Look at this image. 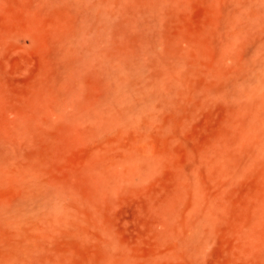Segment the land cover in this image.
I'll return each mask as SVG.
<instances>
[{
  "label": "rangeland",
  "instance_id": "rangeland-1",
  "mask_svg": "<svg viewBox=\"0 0 264 264\" xmlns=\"http://www.w3.org/2000/svg\"><path fill=\"white\" fill-rule=\"evenodd\" d=\"M262 81L259 0H0V264H264Z\"/></svg>",
  "mask_w": 264,
  "mask_h": 264
},
{
  "label": "bare ground",
  "instance_id": "bare-ground-1",
  "mask_svg": "<svg viewBox=\"0 0 264 264\" xmlns=\"http://www.w3.org/2000/svg\"><path fill=\"white\" fill-rule=\"evenodd\" d=\"M259 1L264 2V0H259ZM111 37L112 35L110 33V27L108 26V23L100 20L90 28L89 36L85 40V45L91 54H95L99 49H101V53H105L107 50H109V47L112 43ZM261 85L264 87V81L261 82ZM0 169H1V165H0ZM38 218L39 221L42 222V225L38 224L37 223L38 221L35 222L34 220H30L27 223L26 221H23L22 223L20 222L18 223L19 224L18 237L20 236L22 239L20 242L19 240L17 241L19 242L18 247H16L17 251L21 253V255H25L27 257L29 256L28 259L30 258L32 260L34 259V261L35 262L37 261L39 264H62V260H60L61 257L58 256L59 255L58 253L52 255V250L51 251L48 250L51 248L45 249L43 245L44 244L43 240H45V238L48 236V231L53 229L54 226L62 225V224H66V225L70 224L68 210L61 204H56L53 207V209H51L47 213L40 214ZM30 231L31 232L36 231V234L39 233L40 235H42V238L35 236L36 234L33 235V237L30 236L29 235ZM53 252L55 251L53 250ZM17 257L18 259H20L19 256ZM10 261L12 262V260ZM24 262L22 261V263ZM105 264H111V261Z\"/></svg>",
  "mask_w": 264,
  "mask_h": 264
}]
</instances>
